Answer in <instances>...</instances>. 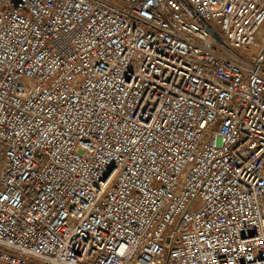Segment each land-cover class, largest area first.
<instances>
[{
    "label": "built area",
    "instance_id": "1",
    "mask_svg": "<svg viewBox=\"0 0 264 264\" xmlns=\"http://www.w3.org/2000/svg\"><path fill=\"white\" fill-rule=\"evenodd\" d=\"M0 150V264H264V0H0Z\"/></svg>",
    "mask_w": 264,
    "mask_h": 264
},
{
    "label": "rangeland",
    "instance_id": "2",
    "mask_svg": "<svg viewBox=\"0 0 264 264\" xmlns=\"http://www.w3.org/2000/svg\"><path fill=\"white\" fill-rule=\"evenodd\" d=\"M239 51H242V50H239ZM242 53V52H241ZM0 154H1V151H0ZM0 160H1V155H0Z\"/></svg>",
    "mask_w": 264,
    "mask_h": 264
},
{
    "label": "trees",
    "instance_id": "3",
    "mask_svg": "<svg viewBox=\"0 0 264 264\" xmlns=\"http://www.w3.org/2000/svg\"><path fill=\"white\" fill-rule=\"evenodd\" d=\"M1 151V150H0ZM1 155V154H0Z\"/></svg>",
    "mask_w": 264,
    "mask_h": 264
}]
</instances>
